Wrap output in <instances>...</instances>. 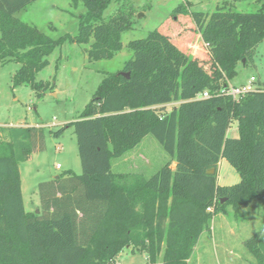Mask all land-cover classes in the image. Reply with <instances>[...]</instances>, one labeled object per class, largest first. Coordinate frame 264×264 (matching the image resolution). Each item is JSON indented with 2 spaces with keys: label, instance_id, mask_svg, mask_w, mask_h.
<instances>
[{
  "label": "trees",
  "instance_id": "16d2710c",
  "mask_svg": "<svg viewBox=\"0 0 264 264\" xmlns=\"http://www.w3.org/2000/svg\"><path fill=\"white\" fill-rule=\"evenodd\" d=\"M34 1L0 0V65L21 64L15 85L25 82L40 97L53 89L37 73L67 39L90 43L92 59L111 58L123 47L130 14L120 9L105 18L114 0H81L86 11L79 33L56 38L16 15ZM258 1L255 11H194L184 2L173 10L176 20L192 18L209 68L169 31L156 28L132 40V57L102 80L78 119L51 130L58 137L74 128L82 171L40 182V211L25 207L20 164L44 128L0 125V264H117L126 247L144 252L146 264L159 258L193 264L194 247L216 213L231 207L239 214L253 201L264 211V81L256 79L258 88L239 99L222 92L264 42V0ZM204 91L209 95L197 97ZM171 102L178 105L167 110ZM234 120L239 134L230 137ZM148 134L169 156L163 166L150 177L114 171L112 159ZM223 158L239 173L238 182L219 183ZM248 245L264 264V226Z\"/></svg>",
  "mask_w": 264,
  "mask_h": 264
},
{
  "label": "rangeland",
  "instance_id": "374dc122",
  "mask_svg": "<svg viewBox=\"0 0 264 264\" xmlns=\"http://www.w3.org/2000/svg\"><path fill=\"white\" fill-rule=\"evenodd\" d=\"M182 2L190 10L204 12H213L217 7L255 11L261 6L258 0H114L105 10V18L121 12L120 9L130 14L131 26L121 36L123 47L111 58L92 59L88 52L90 43L65 40L48 56V65L37 73V80L54 85L41 97L25 82L15 85L14 75L21 65L18 61L13 59L0 65V125L27 124L44 128L43 139L30 157L20 164L27 210L40 211V182L56 178L69 168L81 173L74 128L68 127L58 137L51 130L78 119L102 80L110 73L122 70L132 57L133 51L129 47L132 40L144 38L156 28L165 33L169 31L180 39L188 54L198 56L209 68L206 48L192 18L180 16L176 20L172 15ZM85 11L81 0L77 5L73 0H35L16 15L56 38L64 34L76 36L79 33V16ZM252 75L264 81V42L258 45L254 61L238 66V75L232 81L241 85V81L247 82ZM177 105L178 102H171L166 108L170 110ZM238 134V122L234 120L228 136L236 137ZM168 159L160 142L148 134L134 149L122 157L113 158L112 169L140 172L150 177ZM172 167H175V162ZM230 170L232 175L222 165L218 179L231 184L237 182L239 173L232 166ZM228 211L216 213L209 228L201 234L190 258L193 264H258L259 259L251 251L248 241L264 226V211L256 201L242 207L239 214L231 207ZM117 260V264L147 263L146 254L131 247H126ZM158 264H161L160 258Z\"/></svg>",
  "mask_w": 264,
  "mask_h": 264
},
{
  "label": "built area",
  "instance_id": "2783aa9c",
  "mask_svg": "<svg viewBox=\"0 0 264 264\" xmlns=\"http://www.w3.org/2000/svg\"><path fill=\"white\" fill-rule=\"evenodd\" d=\"M257 88L258 85L256 84V77L251 76L247 81V83L241 85L230 83L226 88L222 90V92L232 95L236 99H239L241 96L245 95L250 91H254ZM208 95H209L208 91H204L201 94H199L197 97H206ZM58 166H60V164H58ZM208 210H210V208H208Z\"/></svg>",
  "mask_w": 264,
  "mask_h": 264
},
{
  "label": "crops",
  "instance_id": "0c3cea01",
  "mask_svg": "<svg viewBox=\"0 0 264 264\" xmlns=\"http://www.w3.org/2000/svg\"><path fill=\"white\" fill-rule=\"evenodd\" d=\"M252 76H253V75H252ZM231 83L236 84V83L233 82V81H232ZM240 83H241V84H245V83H247V82H245V81H244V82L241 81ZM222 165L224 166V170L227 171V172H229V173L232 175V171L230 170V167H231V166H230L229 162H228L226 159H224V158L221 159V161H220V163H219V174H220V170H221V166H222ZM69 169H71V168H69ZM67 170H68V169H67ZM72 170L75 171L74 169H72ZM75 172L78 173L77 171H75ZM219 174H218V175H219ZM221 176H222V175H221ZM222 177H223V176H222ZM239 180H240V176H239V179L237 180V182H238ZM218 181H219V183L222 184V185L231 184V183H226V182H224V181L221 182L220 179H218Z\"/></svg>",
  "mask_w": 264,
  "mask_h": 264
},
{
  "label": "water",
  "instance_id": "95a60500",
  "mask_svg": "<svg viewBox=\"0 0 264 264\" xmlns=\"http://www.w3.org/2000/svg\"><path fill=\"white\" fill-rule=\"evenodd\" d=\"M244 61H245V59H244ZM129 74L127 73V76H128ZM213 171V170H212Z\"/></svg>",
  "mask_w": 264,
  "mask_h": 264
}]
</instances>
